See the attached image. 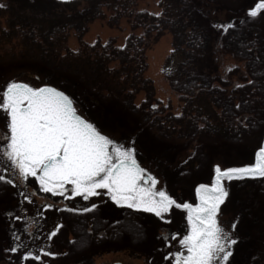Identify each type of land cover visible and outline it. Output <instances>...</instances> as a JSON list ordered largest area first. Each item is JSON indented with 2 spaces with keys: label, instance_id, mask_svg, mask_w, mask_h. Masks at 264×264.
I'll use <instances>...</instances> for the list:
<instances>
[{
  "label": "rangeland",
  "instance_id": "rangeland-1",
  "mask_svg": "<svg viewBox=\"0 0 264 264\" xmlns=\"http://www.w3.org/2000/svg\"><path fill=\"white\" fill-rule=\"evenodd\" d=\"M107 1L104 0L106 5ZM206 1L205 9L209 10L214 21L232 20L235 25L247 29L256 27L264 42V14L255 18L247 15V9L254 7L259 0ZM0 4L7 5L0 7V34L10 16L20 17L25 11L48 15L59 6L55 0H0ZM136 7L155 14L162 10L160 0H138ZM109 16L110 11H107ZM132 31L126 18L121 19L115 27L108 25L107 18L98 19L89 25L83 39L94 44L97 40L105 43L112 38L115 45L121 47ZM141 32L142 29L135 31L137 34ZM67 45L72 50L79 48L80 43L74 32L70 33ZM20 49L17 38L9 41L0 37V90L15 79L34 87L50 84L65 91L72 96L78 112L94 122L102 132L126 146H131L134 141L137 161L157 177L156 188L166 190L180 202L199 203L197 198L195 200L196 187L201 183L213 182L216 164L229 167L253 163L256 150L264 143V96L259 98L263 89L257 90L256 98L248 92L245 100L237 103L241 106L236 114L243 119L244 129L229 131L222 137L199 132V128L194 129L187 118L170 119L169 115L183 114L184 104L172 91L164 74L165 63L173 50V38L169 32L144 52L147 63L144 76L152 81L155 97L151 104L162 111V125H152L142 115L130 114L129 108L117 94L116 83L110 82L105 86L100 82L103 91L96 92L99 84L93 88L84 80L57 75L52 65L19 61L13 55ZM254 91L252 93L255 94ZM144 99L145 93L140 92L134 104L140 106ZM201 104L204 106L203 113L210 116L211 121H222L221 110L213 107L208 96L203 97ZM193 116L195 113L187 117ZM5 123V115L0 111V142L7 132ZM201 123H198V127H201ZM7 166L0 159V175H7L16 183L0 181V264H40L34 260L21 263L19 251H11L12 247L17 246L19 234L28 229L34 232V239L27 241L30 243L28 251H33V245L42 244L50 247L56 257L70 258L72 264H113L117 261L125 264H170L171 258L167 257V253L183 250L179 239L187 230V222L186 214H182L179 208L173 206L172 211L166 214L170 221H161L154 214L127 206L113 207V213H106L100 207V197L82 202V208L91 210V203H96L98 207L95 212L82 218L91 224L86 228V239H89L85 241L86 249L75 250L69 238L79 237L75 231L77 216L64 215L60 218L48 212L51 208L38 205V201L43 200L32 196L14 171L5 172ZM29 178L37 189H41L35 178ZM224 184L229 195L220 206L217 219L226 232L238 237L237 243L232 246L230 264H264V178L225 180ZM108 199L101 196V201ZM233 222L236 223L235 228L231 227ZM58 223L63 226L54 237L49 238V233ZM32 224L34 226L28 228ZM176 232L180 236H175ZM26 236L29 238V232ZM60 247L67 250L62 251ZM100 247H105L101 258ZM74 258L82 259L77 261Z\"/></svg>",
  "mask_w": 264,
  "mask_h": 264
},
{
  "label": "trees",
  "instance_id": "trees-1",
  "mask_svg": "<svg viewBox=\"0 0 264 264\" xmlns=\"http://www.w3.org/2000/svg\"><path fill=\"white\" fill-rule=\"evenodd\" d=\"M55 1L59 6L48 15L25 11L20 17L10 16L0 37L18 39L21 49L13 55L16 59L52 65L57 75L84 80L93 88L99 84L96 92L103 91L100 82L105 86L116 83L117 94L130 114L142 115L152 125H162V111L151 104L155 97L152 81L144 76V52L169 32L173 50L164 74L184 104L183 114L169 115L170 119L187 118L194 129L218 137L244 129L243 119L236 114L237 103L245 100L248 92L256 98L257 90H264V42L256 27L247 29L232 20L214 21L205 9L206 0H160L159 15L137 9L138 0H108L107 5L104 0ZM106 18L110 27L119 25L123 18L129 21L133 31L123 47L116 46L112 38L105 43L84 41L89 25ZM225 23L229 25L227 32L220 28ZM137 29L142 32L135 33ZM71 32L80 43L77 50L67 45ZM140 92L145 93V99L136 106L134 100ZM262 95L264 92L259 98ZM204 96L221 110L222 121L215 123L205 116L201 104ZM194 113L195 117H187ZM199 122L203 127H198Z\"/></svg>",
  "mask_w": 264,
  "mask_h": 264
},
{
  "label": "snow or ice",
  "instance_id": "snow-or-ice-1",
  "mask_svg": "<svg viewBox=\"0 0 264 264\" xmlns=\"http://www.w3.org/2000/svg\"><path fill=\"white\" fill-rule=\"evenodd\" d=\"M0 7L7 5L0 4ZM261 14H264V0L247 9L250 17ZM220 28L227 32L229 25L221 24ZM0 91V111L5 115L7 130L0 142V159L8 165L5 172L14 171L25 181L33 177L44 192L65 199L79 196L88 201L107 196L116 205L154 214L161 221H170L166 214L173 206L183 209L187 222V230L179 239L183 250L167 253L170 264H230L232 246L238 237L226 232L217 219L220 206L229 195L224 181L264 178V143L256 150L253 163L229 167L216 164L213 182L196 187L199 203L180 202L166 190L156 188L157 177L137 161L134 141L126 146L102 132L78 112L72 96L65 91L50 84L34 87L15 79ZM0 181L16 183L7 175H0ZM43 207L55 209L56 205L46 203ZM63 207L67 209L68 205ZM90 207L96 209L97 204L91 203ZM62 226V223L56 224L49 238ZM231 227L235 228L236 223ZM174 235L180 236V233ZM17 250L18 246L11 248L12 252ZM47 254L56 255L55 252ZM29 258L41 260L34 252L25 251L21 259Z\"/></svg>",
  "mask_w": 264,
  "mask_h": 264
},
{
  "label": "flooded vegetation",
  "instance_id": "flooded-vegetation-1",
  "mask_svg": "<svg viewBox=\"0 0 264 264\" xmlns=\"http://www.w3.org/2000/svg\"><path fill=\"white\" fill-rule=\"evenodd\" d=\"M22 183L26 188H28L27 190H30V194L32 196H35L37 197L38 199H42V201H38V205L40 206H43L44 204H55L56 207L58 208H55V209H52L48 212L50 213H53L55 215H57L58 217H64V215H68V216H71V217H76L78 218V222H77V230H75L78 234H79V237L78 239H73V238H69V241H71L72 245H73V248L75 250H85L86 248V245L85 244L86 242L85 241H88L89 239H86V237H88V235L86 234V228L88 226H90L91 224H89V222H87L86 220L82 219L84 216H86V214H89V213H92V212H95L96 210L95 209H91V210H88V211H71L69 209H72V205L74 206V208H82V202L84 201V199L82 197H68L67 199L65 198H62L58 195H53L52 193H47V192H44L42 189H37L34 185V182L33 180H31L30 178H28V180H23L20 182ZM195 200L196 199V195H195ZM67 204L68 205V208L65 209L63 206ZM120 206L121 208H123L124 206L123 205H116L114 201H112L111 199H108L106 201H101V197H100V207H102L104 209V212L106 213H109V212H114L113 211V207H118ZM98 207V206H97ZM182 214H186V211L183 210V209H180ZM45 211V209L43 210V212ZM42 212V211H40ZM181 214V215H182ZM48 216V215H46ZM49 218H52V217H49ZM34 224L28 226V228H31L33 227ZM26 227V226H25ZM181 228H183V226H181ZM27 232H29V238H27L26 234ZM26 232L23 231L19 234L18 236V243H17V246H18V251H19V254H20V261L21 263H25L27 260H22L21 257L23 255V253L25 251H28V245L30 243H27V241H31L34 239V232L31 231L30 229H28ZM72 232V231H71ZM71 234V233H70ZM16 246V247H17ZM44 249V251H41V249ZM62 251H65L67 250V248H63V247H60ZM104 248L105 247H100V258L101 256H103V251H104ZM32 252H34L36 255H39L41 257V260L40 261H37L35 260L34 258H29L28 260H34V261H37L39 262L40 264H72L73 261L70 259V258H61V257H56V256H49L47 253L48 252H52V249L50 247L46 248L45 246H43L42 244H35L33 245L32 247ZM60 255L62 253H59ZM82 258H74V260H77V261H81ZM79 264V263H77ZM81 264V262H80Z\"/></svg>",
  "mask_w": 264,
  "mask_h": 264
},
{
  "label": "water",
  "instance_id": "water-1",
  "mask_svg": "<svg viewBox=\"0 0 264 264\" xmlns=\"http://www.w3.org/2000/svg\"><path fill=\"white\" fill-rule=\"evenodd\" d=\"M113 264H125V263H122V262H115Z\"/></svg>",
  "mask_w": 264,
  "mask_h": 264
}]
</instances>
